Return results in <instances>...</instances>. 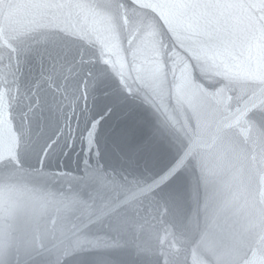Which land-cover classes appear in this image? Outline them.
Here are the masks:
<instances>
[{"label": "water", "instance_id": "95a60500", "mask_svg": "<svg viewBox=\"0 0 264 264\" xmlns=\"http://www.w3.org/2000/svg\"><path fill=\"white\" fill-rule=\"evenodd\" d=\"M0 264H264V0H0Z\"/></svg>", "mask_w": 264, "mask_h": 264}, {"label": "clouds", "instance_id": "9594fccd", "mask_svg": "<svg viewBox=\"0 0 264 264\" xmlns=\"http://www.w3.org/2000/svg\"><path fill=\"white\" fill-rule=\"evenodd\" d=\"M7 7V5H5ZM127 23V22H125ZM146 31L144 34L140 37V39L137 41L136 48L133 49V55L141 62H144L145 54H144V48L145 45L151 42V45L153 48H155L159 41H158V29L152 22H148L145 25ZM138 31V29H137ZM203 60V65L200 69L202 73H208L211 74V76L214 77H224V78H230L235 74V69L228 66L227 64L219 63L215 60H212L209 62L208 59L204 58L203 56L199 57ZM110 57H106L105 55H101L100 57V63L102 65H107L108 68H112V64L109 63Z\"/></svg>", "mask_w": 264, "mask_h": 264}, {"label": "snow or ice", "instance_id": "6c2138e0", "mask_svg": "<svg viewBox=\"0 0 264 264\" xmlns=\"http://www.w3.org/2000/svg\"><path fill=\"white\" fill-rule=\"evenodd\" d=\"M175 169H170L169 172L167 174H165L164 176H161L160 179L156 182L157 184H164L166 181H168L169 176L172 175L174 173ZM153 186H149L148 189H145L144 191H148L151 190Z\"/></svg>", "mask_w": 264, "mask_h": 264}]
</instances>
